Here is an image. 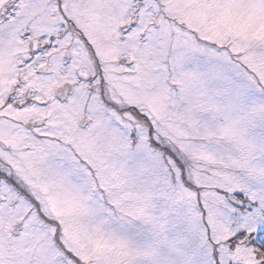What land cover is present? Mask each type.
Wrapping results in <instances>:
<instances>
[{
	"label": "snow or ice",
	"instance_id": "6c2138e0",
	"mask_svg": "<svg viewBox=\"0 0 264 264\" xmlns=\"http://www.w3.org/2000/svg\"><path fill=\"white\" fill-rule=\"evenodd\" d=\"M0 264H264V0H0Z\"/></svg>",
	"mask_w": 264,
	"mask_h": 264
}]
</instances>
